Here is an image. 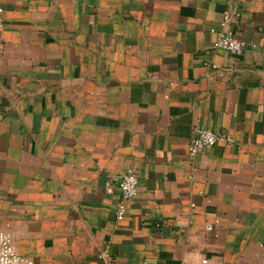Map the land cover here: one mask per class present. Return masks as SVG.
<instances>
[{
  "label": "crops",
  "instance_id": "obj_1",
  "mask_svg": "<svg viewBox=\"0 0 264 264\" xmlns=\"http://www.w3.org/2000/svg\"><path fill=\"white\" fill-rule=\"evenodd\" d=\"M197 127L233 142L189 159ZM0 229L34 264H264V0H0Z\"/></svg>",
  "mask_w": 264,
  "mask_h": 264
},
{
  "label": "built area",
  "instance_id": "obj_2",
  "mask_svg": "<svg viewBox=\"0 0 264 264\" xmlns=\"http://www.w3.org/2000/svg\"><path fill=\"white\" fill-rule=\"evenodd\" d=\"M238 12L226 11L219 28L212 27L210 31L215 34L213 46L228 53L240 55L245 49L246 43L243 40L233 37L232 32L225 28V25L233 17H237ZM253 46V44H252ZM215 67V65H213ZM218 142L231 144L233 142L230 135L223 132H215L208 127H197L193 131L188 147L187 157L193 158L202 148L213 146ZM115 184L120 193V199L115 204V212L118 220H122L137 196V173L133 168H128L123 174L115 179ZM109 185L110 183L107 182ZM207 260L203 259L202 263ZM0 264H34L29 257L20 255L14 248L11 233L8 230L0 229Z\"/></svg>",
  "mask_w": 264,
  "mask_h": 264
}]
</instances>
